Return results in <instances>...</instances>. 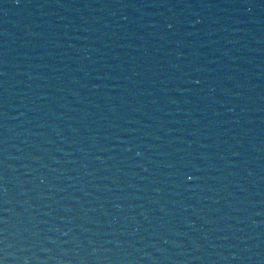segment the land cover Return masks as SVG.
Returning a JSON list of instances; mask_svg holds the SVG:
<instances>
[{"label": "water", "instance_id": "obj_1", "mask_svg": "<svg viewBox=\"0 0 264 264\" xmlns=\"http://www.w3.org/2000/svg\"><path fill=\"white\" fill-rule=\"evenodd\" d=\"M0 264H264V0H0Z\"/></svg>", "mask_w": 264, "mask_h": 264}]
</instances>
